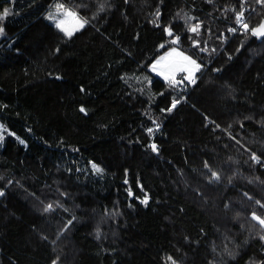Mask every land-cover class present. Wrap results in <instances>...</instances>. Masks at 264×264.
<instances>
[{
    "label": "trees",
    "instance_id": "16d2710c",
    "mask_svg": "<svg viewBox=\"0 0 264 264\" xmlns=\"http://www.w3.org/2000/svg\"><path fill=\"white\" fill-rule=\"evenodd\" d=\"M54 1L0 0V121L23 140L0 147V264H207L232 242L228 264H264V3L62 0L85 20L69 36ZM174 34L205 63L186 87L148 70Z\"/></svg>",
    "mask_w": 264,
    "mask_h": 264
},
{
    "label": "rangeland",
    "instance_id": "374dc122",
    "mask_svg": "<svg viewBox=\"0 0 264 264\" xmlns=\"http://www.w3.org/2000/svg\"><path fill=\"white\" fill-rule=\"evenodd\" d=\"M241 3H242V7L240 10L233 8V7L237 6L236 4L231 5L230 7L224 6L227 9L226 13L229 14L231 17V21H233L234 19L237 18L236 14L239 11H242L241 13L245 17H246L245 14H247L248 17H253L255 14L258 13L256 11V6L258 4H259V6H261L260 5L261 2H258V0L252 6L249 5L247 0H242ZM111 4H112V1H109L108 6H110ZM60 6H62V7H60ZM68 13H72L73 15H68ZM45 15L55 25H57L58 23L61 24L60 28L61 29L63 28L64 32L70 31L72 33L74 31H76L77 29H79L81 27L80 26L81 24H84V21H85L84 18L75 9H73L68 4L64 3L62 0H55L53 2V4L48 8V10L45 12ZM179 17L183 20L184 23H190V26H192L190 28L196 27L198 25L199 26L198 30L195 32H198L200 30V28L202 26L201 21L196 19L195 16H193L191 13L184 11V12H181L179 14ZM243 21H245V18ZM191 32L194 33L193 31H191ZM169 33L172 34V31L168 30V34ZM171 34H169V35H171ZM173 39H176L175 43L172 42ZM180 41H181V36H179L178 34H174V37L172 39H169V42H171L172 45L167 46L165 48H162L160 50V52L154 57V59L148 65V70L150 71V73H152L155 77L159 78L160 80H162L166 83H168L170 81L172 82L180 76L187 77L188 71L186 69H190L193 67V65H191L189 63V61H195V60H194V58L191 57V55L186 50H184L180 45H178V44H180ZM199 41H200V39L194 40L192 45L187 46L186 49L188 48L189 50H191L195 54H199V52L204 53L205 50L207 48H209V45L206 43L201 44ZM200 48H202V49L199 51ZM221 50H222V48H221ZM185 57H187L189 59L185 60L184 59ZM211 59H212V57L210 58L209 56H206L204 60L207 63V62H210ZM154 68H155V70H153ZM185 80L188 81L187 79H185ZM176 92L178 93V97H179L178 99H181V97H182L181 100L185 99V95H183L184 94L183 92H181L179 90ZM176 101H178V100L176 99ZM173 103H172V106H173ZM150 118L152 119V124L148 127L147 130L150 133L151 138H153L157 129L160 127V122L156 118H154V116H152ZM149 129H151L152 131L150 132ZM8 135H13L19 141L23 142V140L21 139L20 136H18L14 132L8 130L6 128V126L0 121V147L3 145L4 140H5L6 136H8ZM157 148H158V146H157ZM224 163H228V162H224ZM226 166L227 165L223 164V168H221L222 173H224ZM98 168H99V170H98ZM88 172L94 177H97V176L99 177L102 174V169L100 166L98 167L97 165H94V167H92V169ZM86 189H87V187L85 185L81 186V188H80L81 191L77 194L78 200L83 198L82 196L85 195L84 190H86ZM229 189H230V187H229ZM129 194H130V191H129ZM130 197H133V195L132 196L130 195ZM141 200L143 203H148L150 200V197L145 194ZM69 214L74 215L72 213H69ZM61 216L63 219L62 221H64L65 214H63ZM114 216L111 217L107 221V223L111 222L112 219L114 218ZM260 220H264V219H259L258 221L260 222ZM249 225H250V228H252L250 222H249ZM261 225L264 227V224H261ZM232 244H233V248L229 247V246H231V244H227L225 246L226 251H228L227 253H225L226 256L228 257V260L220 261L223 257H217L219 255H218V252H216V250H215V252H213L211 256H208L207 261H204V262L207 264H228V262L230 260L237 257L236 256L237 252H238V250H240V246L237 243L232 242ZM209 259H210V262H208ZM56 264H63V261H61L60 259H57Z\"/></svg>",
    "mask_w": 264,
    "mask_h": 264
},
{
    "label": "snow or ice",
    "instance_id": "6c2138e0",
    "mask_svg": "<svg viewBox=\"0 0 264 264\" xmlns=\"http://www.w3.org/2000/svg\"><path fill=\"white\" fill-rule=\"evenodd\" d=\"M258 2H261V3H264V0H258ZM60 7H62V6H60ZM68 15H73L72 13H68ZM238 22H239V17H238ZM81 27L83 26V24H81L80 25ZM57 27L58 28H60L61 27V24H57ZM198 25L196 26V27H193L192 29H191V31H193V32H195V31H197L198 30ZM244 27H245V29H247L248 28V25H244ZM61 30H64L63 28L61 29ZM253 31V33L255 34V35H258V36H264V24H262L261 26H260V29L259 30H257V29H253L252 30ZM169 34H171V33H169ZM66 35H72V33L70 32V31H66ZM175 42V41H174ZM163 59V58H162ZM185 60H188L189 58H187V57H185L184 58ZM189 63L191 64V65H193V67L192 68H190V69H186L188 72H189V75L187 76V77H185V79H187L190 83H195V76H194V73L196 72V71H198L199 70V65H197L196 64V62L195 61H189ZM153 70H155V68L153 69ZM172 83L174 84L175 83V81H172ZM176 103H178V101H175L174 103H173V107H175V104ZM171 109H169V111H170ZM81 111H84V109L83 108H81ZM149 131L151 132L152 130L151 129H149ZM152 148H153V151H156L157 149H156V145H152ZM253 159H258L257 157H255V156H253ZM206 167H207V164L205 165ZM213 177H216L217 179H218V176H217V174L216 173H213ZM146 202V201H145ZM49 207H51V206H49ZM257 219H259V218H257ZM260 223L261 224H264V220H260ZM53 264H55V262H53Z\"/></svg>",
    "mask_w": 264,
    "mask_h": 264
},
{
    "label": "built area",
    "instance_id": "2783aa9c",
    "mask_svg": "<svg viewBox=\"0 0 264 264\" xmlns=\"http://www.w3.org/2000/svg\"><path fill=\"white\" fill-rule=\"evenodd\" d=\"M245 24L248 25L247 22H246V20L245 21H241V22H237L235 25H233V26L230 27L229 32L230 33H235L237 31V29H239V28L245 30V27H244ZM225 36H227V33L223 32L222 37H225ZM196 64L200 66L199 67V70L204 67V64L202 62H197ZM199 70L196 71V72H199ZM188 75H189V72H188ZM194 76H195V74H194ZM195 82H196V76H195ZM148 145L151 146V143L148 144ZM263 261H264V258H263L262 262Z\"/></svg>",
    "mask_w": 264,
    "mask_h": 264
},
{
    "label": "water",
    "instance_id": "95a60500",
    "mask_svg": "<svg viewBox=\"0 0 264 264\" xmlns=\"http://www.w3.org/2000/svg\"><path fill=\"white\" fill-rule=\"evenodd\" d=\"M262 24H264V17L260 20V22H259L255 27L252 28V30H253V29H257V30H259V29H260V26H261ZM252 30H251V31H252ZM252 33H253V31H252ZM253 34H254V33H253ZM254 35H255V34H254ZM256 36H258V35H256ZM263 37H264V36H258L259 39H261V38H263ZM174 41L176 42V39H173V40H172V42H174ZM175 42H174V43H175ZM174 81H175L174 84H176V85H181V86H183V87H186V84H185V82H184L183 80H181V79L178 78V79H175ZM155 145H156V144H155ZM156 149H157V150L154 151L155 153L158 152L157 145H156ZM130 195L132 196V193H130Z\"/></svg>",
    "mask_w": 264,
    "mask_h": 264
},
{
    "label": "bare ground",
    "instance_id": "6f19581e",
    "mask_svg": "<svg viewBox=\"0 0 264 264\" xmlns=\"http://www.w3.org/2000/svg\"><path fill=\"white\" fill-rule=\"evenodd\" d=\"M241 17V16H240ZM243 21L242 19L240 20V22ZM256 36V35H255ZM258 37V36H257Z\"/></svg>",
    "mask_w": 264,
    "mask_h": 264
}]
</instances>
